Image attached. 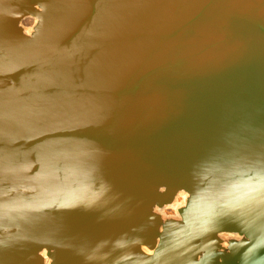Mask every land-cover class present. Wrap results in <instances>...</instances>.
Masks as SVG:
<instances>
[{"label":"water","instance_id":"1","mask_svg":"<svg viewBox=\"0 0 264 264\" xmlns=\"http://www.w3.org/2000/svg\"><path fill=\"white\" fill-rule=\"evenodd\" d=\"M0 264H264V0H0Z\"/></svg>","mask_w":264,"mask_h":264},{"label":"bare ground","instance_id":"2","mask_svg":"<svg viewBox=\"0 0 264 264\" xmlns=\"http://www.w3.org/2000/svg\"><path fill=\"white\" fill-rule=\"evenodd\" d=\"M35 23H36V20L34 18H27L23 21V26H24L27 33H30L33 30ZM187 197H188L187 193L181 192L177 196V199L173 205L167 206V207L160 209L158 211L165 216H168V215L169 216L170 215L177 216L178 215V209L185 205ZM224 236L230 237L227 234Z\"/></svg>","mask_w":264,"mask_h":264}]
</instances>
